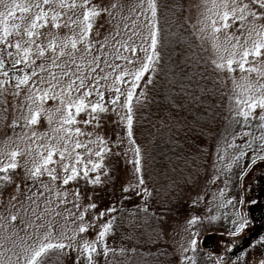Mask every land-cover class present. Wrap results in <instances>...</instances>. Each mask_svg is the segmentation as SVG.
<instances>
[{
  "label": "rangeland",
  "instance_id": "1",
  "mask_svg": "<svg viewBox=\"0 0 264 264\" xmlns=\"http://www.w3.org/2000/svg\"><path fill=\"white\" fill-rule=\"evenodd\" d=\"M31 2L32 0H4V3L0 4V12H6L8 10L6 6L13 3ZM93 2L109 7L112 15H104L98 18L92 32L93 48L91 52L85 50L83 43H78L77 50L74 52L75 62L85 64L91 61L93 55H99L95 46L97 33H99V40L108 45L105 49V56L111 60L113 38L119 33L118 38L125 45L131 43V46L136 49V54L134 56L131 51L125 52L123 48L116 45L121 55L135 61V63L128 64L124 60H120L118 63L127 71L134 72L138 70L146 59V55L151 53L149 31L145 25L146 19L151 17L148 0H93ZM221 2L222 0H188L186 10L184 9L187 20L197 33L212 64L213 61L220 62V55L224 48L231 50V45L236 43V39H233V37L239 38L240 44L243 45L247 38V32L252 27V25L246 24L243 31H241L237 22L227 32L221 30V32L213 35L211 19H218L215 15L216 10L213 9V3L219 4ZM236 2L238 4L248 3L250 9L258 14L264 11V9H260L258 5L254 4L253 0H236ZM112 4H117L118 7L113 10L110 8ZM79 11L77 9V12ZM16 12L19 16V9H16ZM33 12H35V9H33ZM71 14V12L68 13V15ZM31 19L32 14H25L22 27L30 23ZM61 23H63V19ZM255 24H264V20H257ZM0 29H2V25H0ZM38 31L41 38L37 40V43H43L47 46L50 40H55L58 45L55 56L50 49H47L44 58L46 68L51 69L56 76L61 77L64 84L68 83L69 81L64 80L62 73L69 70L76 72L77 69L72 66L70 55H65L63 58L59 57V43L66 36L71 38L72 33L67 28L53 29L50 23L48 27ZM77 31L79 30L77 29ZM105 36L108 37L107 41L104 40ZM56 37L60 39L56 40ZM129 38L131 39L129 40ZM254 38L255 33L253 32ZM13 40H15V37H13ZM248 44L250 46L251 40L248 41ZM144 48H148L149 52H143L142 49ZM33 51L35 52V48ZM81 57L84 58L83 61ZM53 60L61 65H68L69 68H55L52 63ZM213 66L215 65L213 64ZM100 67L107 75L108 70L103 61H101ZM233 67L236 68L235 72H229L227 68H217L218 75L226 86V106L230 119L219 139L212 144V151L205 169L197 176L190 192L186 193L189 194L191 208L179 213H169L164 223L166 241L176 256L174 264H188L185 260L186 255L195 260L197 264H202L201 257H211L212 261H215L217 257H221L224 264H244L241 260L236 262L237 258L235 256L231 257L230 253L235 242L249 229L246 207L250 204V198L247 196L250 181L256 180L264 174V160L257 158L256 163H252L254 156H264V151H261L264 141L260 139L261 135H264V122L259 120V109H257L256 118H250L245 126L243 118L237 117L236 111L239 107L238 99L244 98L243 90L247 84L249 82L253 84L257 82L264 83V79H261L256 72L241 73L237 65H233ZM246 68H256L264 71V60L259 58L254 60L249 57V64L246 65ZM21 70H26L24 64L17 66L16 74H22ZM86 71L85 67L79 70L81 75ZM88 74L93 77V82L100 80L98 74L91 72H88ZM43 76L45 80L51 79L47 72ZM103 83L101 81V84ZM107 83L109 90L104 91L105 101L110 100L113 96L110 91L112 87L111 77ZM130 83L131 77H128L127 82L121 85V92L125 94L122 95L121 102L116 106L115 111L109 106L108 113L101 114L99 127L96 126L95 121L90 126L79 125L83 132L93 133L91 137L93 140L96 139L97 135L107 139L113 153H120L119 155H110L106 159L105 174L102 175L101 179L103 181L106 175H110L111 182L97 185L85 183L81 177L78 181H72L65 186L61 180L51 181L46 173L40 177V183L34 184L27 179V169L32 167L33 158L39 159V153L44 152V146L49 143L50 137L54 135L52 129L59 126L61 114L55 112L58 102L45 100L43 107L50 111L41 112L36 126L22 130L20 127L13 128L11 125L14 120L19 121V104L20 101H23V96H14L11 84L6 90L0 91V161L6 163L7 153L16 150L17 147L23 153L17 158L20 167L11 170L9 173L12 176V182L0 181V264H24L23 246H38L40 238L47 231L46 225L48 224L54 225V235L58 236L61 232L69 236L72 235L73 230L77 229L82 223L78 219L79 216L84 213L90 203H95L98 207L96 210L88 209L83 223H92L96 227L89 228L87 233L80 234L77 239L78 242L95 240L100 225L106 221V216L100 220H92L91 218L98 212L104 211L105 205L111 201H117L118 198L120 200L124 196L133 198L136 196L134 192H124V188L130 185H138L140 175L128 163L129 160H134L135 156L126 137V124L122 123L123 120L121 119L125 112L123 101ZM136 93L137 89L134 96H136ZM96 99V94L93 92L89 100L95 102ZM106 106L108 105L106 104ZM25 112H27L26 109ZM117 113H119V116ZM49 115L52 117L51 124L48 120ZM85 118H87L85 113H81L77 117L79 120ZM32 131L37 133V137L34 138L33 142L29 143L27 140L21 139L24 134L31 136ZM245 133H251V135H245ZM79 139L87 143V137L81 136ZM118 139L123 140L120 148L115 147ZM249 144L251 147H248ZM229 145H232V147H229ZM79 151L83 152V150ZM241 151H244L246 155L240 156ZM237 156H240L238 161L235 160ZM58 159V155L54 156V160ZM51 167L56 168L59 177L64 176L59 166L52 165ZM90 175H94V173H90ZM216 176H219V180L216 179ZM42 184H47L61 193L66 192L67 204L58 203L56 196L43 189ZM17 185L20 187L17 188ZM236 189L237 192H235ZM77 190L80 193L79 197L73 195ZM38 191H43L44 196H37ZM13 195H16L17 199L13 200ZM29 197H33V199H29ZM197 200L199 202L194 206V201ZM77 204L79 208L76 207ZM57 212L60 213L59 216L56 215ZM12 215L17 217L16 221L11 220ZM37 216L40 217L39 220H37ZM194 216L199 217V221L195 225L189 224L188 221ZM207 217L211 222L207 223L203 220ZM233 221L247 222L244 229L236 235L231 234L236 228ZM36 224L45 227L37 229L34 227ZM194 234L197 240L196 252L188 251L185 253L184 249L190 248V242L194 238ZM206 235L215 236V242L211 247L202 246V240ZM17 255L20 256L19 262L16 259ZM76 255H78L77 252ZM261 260L264 259L253 254L248 257L245 264H260Z\"/></svg>",
  "mask_w": 264,
  "mask_h": 264
},
{
  "label": "snow or ice",
  "instance_id": "2",
  "mask_svg": "<svg viewBox=\"0 0 264 264\" xmlns=\"http://www.w3.org/2000/svg\"><path fill=\"white\" fill-rule=\"evenodd\" d=\"M2 3H4V0H0V4ZM253 3L258 5L260 9H264V0H253ZM6 7L8 9L6 12H0V25H2V29H0V91L6 90L11 84L13 86L12 94L16 97L23 96L24 98L19 104V121L14 120L11 126L13 128L20 127L22 130L36 126L41 112L50 111L43 107L45 100L57 101L58 106L55 108V112L61 114L59 126L52 129L54 135L50 137L49 143L44 146V152L39 153L38 160L33 158L32 167L27 169V179L34 184L40 183V177L46 173L51 181L61 180L65 186L72 181H78L81 177L85 183L93 185L103 183L101 177L105 174L107 157L119 155L120 153H113L107 139L97 135L96 139L93 140L91 138L93 133L83 132L79 125L90 126L95 121L96 126L99 127L101 114L108 113L109 106L113 111L116 110V106L121 102L122 95H125L121 92V85H124L127 82V78L131 77V83L123 101L125 112L121 119L126 121V136L135 156V159L129 160L128 163L140 175L138 177V185H130L124 188V192H134L136 196L144 198L145 207L143 211L147 214L148 197L152 194L149 193L148 188L145 186L143 178L142 149L134 138L133 99L138 82L149 71L158 57L157 45L159 43L160 29L157 0H148L151 17L145 21L150 36L149 47L151 53L146 55L142 66L134 72L123 69L118 63L120 60H124L128 64L135 63V61L121 55L116 45L123 48L125 52L131 51L134 56L136 54V49L131 46V43L125 45L118 38L119 33L113 38L111 60L105 56V49L108 45L99 40V33H97L95 46L99 55H93L91 61L85 64H77L75 62L74 52L77 50L78 43H83L86 51H92L93 29L98 22V18L104 15H112L109 7L96 4L93 0H79V2L77 0H32L31 3H13ZM117 7V4L110 6L113 10ZM16 9H19V16H17ZM33 9H35V12H33ZM77 9L80 11L77 12ZM213 9L216 10L215 15L218 17V19H211L213 35L221 32V30L227 32L237 22L241 31H243L246 24L252 25L247 32L244 44L241 45L240 39L233 37V39H236V43L231 45V50L229 48L223 49L220 55V62L213 61L215 67L218 69L227 68L229 72H235L236 68L233 65H237L241 73L256 72L261 79H264V71L256 68H246V65L249 64V57L254 60L257 58L264 60V24H255L257 20H264V11L258 14L250 9L248 3L238 4L236 0H231V2L222 0L219 4L213 3ZM69 12L72 14L68 15ZM25 14H32V19L30 23L22 27L25 21ZM62 19L63 23H61ZM17 20L19 22H16ZM49 23L53 29L67 28L72 33L71 38L66 36L59 43V57L63 58L65 55H70L72 57V66L77 69L76 72L69 70L62 73L64 80L69 81L66 84L62 82L61 77L56 76L51 69L45 66L44 58L47 49H50L54 56L56 54L58 45L55 40H50L47 46L43 43H37V40L41 38L38 30L48 27ZM253 32L255 33L254 39ZM13 37H15V40H13ZM59 39V37H56V40ZM104 40L107 41L108 37L105 36ZM249 40H251L250 46L248 44ZM34 48L35 52L33 51ZM142 51L148 53L149 49L144 48ZM83 59L81 57L82 61ZM101 61H103L108 70L107 75L104 74V70L100 67ZM52 63L58 69L69 68L68 65H61L55 60ZM21 64L25 65L26 70H21L22 74H16L17 66ZM82 67L87 69L83 75L79 72ZM45 72L51 76L50 80L44 79L43 74ZM88 72L98 74L100 80L93 82V77ZM110 77L112 79L110 91L113 96L110 100L105 101L104 91L109 90L107 82ZM101 81L104 83L101 84ZM93 92H95L97 97L95 102L89 100ZM74 93L75 95H73ZM243 96L244 98L238 99L237 117H242L246 126L250 118H256L255 113L259 109V120L264 122V83L257 82L253 84L249 82L243 90ZM25 109L27 112H25ZM81 113H85L87 118L83 120L77 119ZM117 115L119 116V113ZM48 120L51 124V115H49ZM245 135H251V133H245ZM81 136L87 137V143L79 139ZM36 137L37 133L32 131L31 136L24 134L21 139L31 143ZM260 139L264 141V135H261ZM122 143L123 140L118 139L115 147L120 148ZM229 147H232V145H229ZM248 147H251V145L249 144ZM79 150H83V152ZM253 151L255 152L254 149ZM261 151H264V146H262ZM22 154L17 147L16 150L7 153L8 159L6 163L0 161V165H2L0 166V181L12 182V176L9 173L11 170H16L20 167L17 158ZM57 155L59 159L54 160V156ZM245 155L244 151L240 152V156ZM240 156L235 157V160L238 161ZM257 158L264 160V156H254L252 159L253 164L256 163ZM52 165H57L61 168L64 173L62 178L58 176L56 168L51 167ZM90 173H94V175H90ZM216 179L219 180V176H216ZM19 187L17 185V188ZM41 187L46 189L49 194H54L58 203L67 204L66 192L61 193L47 184H42ZM36 195L42 197L44 192L38 191ZM73 195L79 197V190ZM126 198L130 199V197ZM12 199H17L16 195H13ZM29 199H33V197H29ZM198 202V200L194 201V206ZM229 203L231 202L229 201ZM76 207L79 208V205L77 204ZM97 207L95 203H90L87 206L84 213L78 218L82 223L77 229L73 230L70 236L64 232H61L58 236L54 235V225H46L47 231L43 233L38 246H23L24 264H48L51 255L65 252V250L77 252L76 264H97L94 256L103 255L107 257L109 253H115V248H110L107 243L109 231L112 229L116 219L114 213L117 212V209L115 207H107L104 211L98 212L91 218L92 220H100L105 216L109 217L105 223L100 225L95 240L78 242L77 238L80 234L87 233L89 228L96 227L95 224H85L83 221L88 209L96 210ZM56 215L59 216L60 213L57 212ZM16 219L15 215L11 216L12 221H16ZM39 219L40 217L37 216V220ZM199 219V217L194 216L188 223L195 225ZM233 223L236 224V228L231 234L236 235L244 229L247 222L233 221ZM34 227L40 229L45 226L36 224ZM196 244L197 240L194 234V238L190 242V248H185L184 252H196ZM16 259L19 262L20 256L17 255ZM185 260H187L188 264H197L195 260L187 255ZM214 264H224L223 258L217 257ZM260 264H264V260H261Z\"/></svg>",
  "mask_w": 264,
  "mask_h": 264
},
{
  "label": "trees",
  "instance_id": "3",
  "mask_svg": "<svg viewBox=\"0 0 264 264\" xmlns=\"http://www.w3.org/2000/svg\"><path fill=\"white\" fill-rule=\"evenodd\" d=\"M187 1L157 0L158 57L138 82L133 99L134 138L142 149L143 178L152 194L148 213L143 211L144 198L138 196L107 203L105 208L117 209L107 238L115 253L94 256L97 264L176 262L165 238V220L169 213L191 208L186 193L205 169L212 144L230 119L226 86L187 20ZM110 178L106 175L103 183ZM203 220L211 222L208 217ZM201 259L202 264H214L208 257ZM76 260V252L65 250L51 255L48 264Z\"/></svg>",
  "mask_w": 264,
  "mask_h": 264
},
{
  "label": "flooded vegetation",
  "instance_id": "4",
  "mask_svg": "<svg viewBox=\"0 0 264 264\" xmlns=\"http://www.w3.org/2000/svg\"><path fill=\"white\" fill-rule=\"evenodd\" d=\"M259 178L250 181L248 186L250 204L247 205L246 212L249 229L235 242L230 253L231 257L237 258L236 262L241 260L244 264L253 254L264 259V174Z\"/></svg>",
  "mask_w": 264,
  "mask_h": 264
},
{
  "label": "water",
  "instance_id": "5",
  "mask_svg": "<svg viewBox=\"0 0 264 264\" xmlns=\"http://www.w3.org/2000/svg\"><path fill=\"white\" fill-rule=\"evenodd\" d=\"M262 187L264 189V184H263ZM214 242H215V236H213V235H206L203 238V240H202V246H204V247H211L214 244Z\"/></svg>",
  "mask_w": 264,
  "mask_h": 264
}]
</instances>
